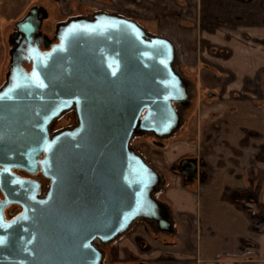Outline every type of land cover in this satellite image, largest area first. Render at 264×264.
Returning a JSON list of instances; mask_svg holds the SVG:
<instances>
[{"label":"water","instance_id":"water-1","mask_svg":"<svg viewBox=\"0 0 264 264\" xmlns=\"http://www.w3.org/2000/svg\"><path fill=\"white\" fill-rule=\"evenodd\" d=\"M44 13L32 8L16 24L28 49L11 53L0 91V167L26 169L44 155L50 184L43 198L22 199L11 221L0 213V264H101L96 242H111L138 219L161 223L162 204L152 197L159 176L130 141L137 130L170 136L188 93L168 39L98 14L59 26L57 44L41 52L30 43ZM68 110L76 126L50 137L49 125Z\"/></svg>","mask_w":264,"mask_h":264},{"label":"rangeland","instance_id":"rangeland-1","mask_svg":"<svg viewBox=\"0 0 264 264\" xmlns=\"http://www.w3.org/2000/svg\"><path fill=\"white\" fill-rule=\"evenodd\" d=\"M145 2L150 4L151 10L159 9L163 13L162 0H0V86L10 73L11 53L15 51L13 40L19 34L16 24L32 7L45 12L39 30L43 39L49 42L55 41L59 26L71 20H92L98 14L133 21L148 38H165L166 27L161 22L141 17L146 15L141 7ZM246 4L243 3L242 8L245 20H237L240 36H236L235 47L229 52L217 53L207 46L202 53L201 49H195V45H201L199 36H178L182 43L179 51L175 50L173 68L188 93L186 105L177 107L180 125L170 136L161 138L137 130L130 146L158 170L159 185L152 196L156 202H167L163 190L168 185L177 186L179 160L195 159L202 184L195 186V191L216 183L219 173L221 185L228 192L224 200L229 201L227 199L234 194L251 210L247 212L254 214L252 222L256 224H253L256 230L264 229V35L249 28L253 26L249 21L253 4ZM211 22L212 19L206 18L203 25L210 27ZM219 56L218 64L214 59ZM75 124V113L68 112L55 123L54 131ZM239 129L247 130L244 137ZM239 143H245L243 150L238 149ZM230 147L242 155L243 165L236 164L234 157L238 158V155L235 152V156ZM232 163H235V169L231 168ZM227 169H231L230 177L222 174ZM164 179L165 185L161 187ZM261 239H264V233ZM262 242L256 244L260 250ZM96 246L101 247V244L96 242Z\"/></svg>","mask_w":264,"mask_h":264},{"label":"crops","instance_id":"crops-1","mask_svg":"<svg viewBox=\"0 0 264 264\" xmlns=\"http://www.w3.org/2000/svg\"><path fill=\"white\" fill-rule=\"evenodd\" d=\"M162 1L163 13L167 7L169 14L163 15L159 9L151 10L150 4L145 2L141 7L143 6L142 11L146 15L141 17L161 22L166 27L163 37L173 42L177 51L182 43L178 36L193 34L199 36L198 42H201L199 47L195 45L197 51L201 49L204 53L205 47L211 46V51L229 52L235 47L236 36H240V22L237 20H245L246 14L242 8L246 2V5L253 4V14L249 19L253 26L250 25L249 28L258 35H264V0ZM206 18L212 19L210 27L204 26L203 20ZM24 19L25 17L22 20ZM16 39L17 37L13 40V49L19 45ZM220 60V56L214 59L218 64ZM239 132L244 137L247 130ZM225 144L223 145L226 147ZM243 145L245 143H239L238 149L243 150ZM235 152L238 155V158L234 157L236 164L243 165L242 155L238 150L232 149V153ZM136 154L159 175L152 163ZM189 163H193L194 167L185 172L183 166ZM234 165L232 163V169H235ZM178 168L179 184L175 187L168 185L163 190L164 200L167 202L162 203L161 223L143 219L133 221L114 240L98 247L102 252L101 264H264V239L260 240L264 229L254 230V214L250 215L247 211L251 210L240 203L234 194L227 199L229 201L224 200V195L228 192L221 185L222 175L218 173L216 183L206 186L204 190L199 188L196 192L195 186L202 185L198 162L183 158L179 160ZM230 173L231 169H227L222 174L230 177ZM164 183L165 179L162 185ZM262 240L260 250L256 244Z\"/></svg>","mask_w":264,"mask_h":264},{"label":"flooded vegetation","instance_id":"flooded-vegetation-1","mask_svg":"<svg viewBox=\"0 0 264 264\" xmlns=\"http://www.w3.org/2000/svg\"><path fill=\"white\" fill-rule=\"evenodd\" d=\"M27 15L25 16V18L27 17ZM25 31H27V29ZM16 40L19 44L16 47V49L19 48L25 51L28 49L25 43L26 40L23 33L19 34ZM55 44H57L56 39L53 42H49L43 39L39 29H37L35 34L31 37V43H30L31 47L33 48L37 47L41 52L48 51L50 47ZM21 67L26 72H30L31 62L29 63L26 59H24L21 61ZM10 74H11V65H10L9 76L6 78V81L3 83V85L0 86V91L7 85L8 80L10 79ZM68 112L75 113L74 110H68L64 112L62 115H60L56 120H54L49 125L48 133L50 137L60 132V131H54V125L59 119H61ZM76 124H77V120H76ZM76 124L73 127H75ZM73 127L64 128L62 130L71 129ZM43 159H44V155H41L40 157L35 159V162L26 169L11 168L10 170L6 171L5 169L0 167V207H1L0 213L3 216L4 222H9L22 213L23 210L21 205L22 199L23 201L24 199H26L27 201H35L45 196L50 181L43 177L42 171L40 170L41 169L40 162ZM189 164L188 165L184 164L183 168L185 172H188L192 166L194 167L193 163H189Z\"/></svg>","mask_w":264,"mask_h":264},{"label":"snow or ice","instance_id":"snow-or-ice-1","mask_svg":"<svg viewBox=\"0 0 264 264\" xmlns=\"http://www.w3.org/2000/svg\"><path fill=\"white\" fill-rule=\"evenodd\" d=\"M33 76L34 77L36 76V73L35 72L33 73ZM40 86L43 87V84L41 83Z\"/></svg>","mask_w":264,"mask_h":264},{"label":"trees","instance_id":"trees-1","mask_svg":"<svg viewBox=\"0 0 264 264\" xmlns=\"http://www.w3.org/2000/svg\"><path fill=\"white\" fill-rule=\"evenodd\" d=\"M161 187H163V185L161 184ZM158 188V187H157ZM158 190V189H157ZM157 192V191H156Z\"/></svg>","mask_w":264,"mask_h":264}]
</instances>
